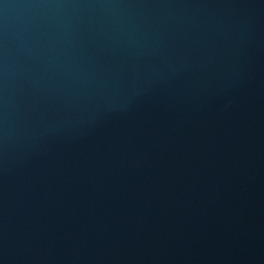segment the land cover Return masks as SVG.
Listing matches in <instances>:
<instances>
[{"label": "water", "instance_id": "1", "mask_svg": "<svg viewBox=\"0 0 264 264\" xmlns=\"http://www.w3.org/2000/svg\"><path fill=\"white\" fill-rule=\"evenodd\" d=\"M0 264H264V0H0Z\"/></svg>", "mask_w": 264, "mask_h": 264}]
</instances>
